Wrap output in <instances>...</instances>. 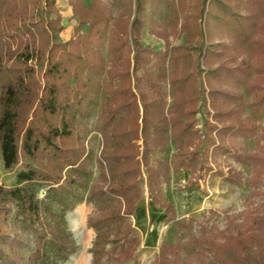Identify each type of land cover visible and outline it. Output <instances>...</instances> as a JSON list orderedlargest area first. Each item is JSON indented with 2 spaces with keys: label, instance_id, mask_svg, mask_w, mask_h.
<instances>
[{
  "label": "trees",
  "instance_id": "obj_1",
  "mask_svg": "<svg viewBox=\"0 0 264 264\" xmlns=\"http://www.w3.org/2000/svg\"><path fill=\"white\" fill-rule=\"evenodd\" d=\"M197 1L201 18L208 4L215 2L216 13L224 15L227 23L237 22L236 10L229 3L233 0ZM234 1L237 8L241 7L238 0ZM51 2L55 4V0ZM138 2L140 18L127 17L114 24L103 0H91L89 6L84 0H73L79 21L76 34L68 41L49 44L37 74L29 68L0 67L2 159L7 169L26 159L16 175V185L0 184V264H59L66 260L76 246L65 214L83 199L82 188L89 189L90 199L97 204V213L90 218V225L99 230L94 264H126L133 259L140 240L133 234L128 217L133 215L139 222L140 215L146 216L147 212L140 204L142 167L148 175L150 221H170L173 218L169 215L175 209L172 203L161 200L162 184L177 167L178 155L186 153L185 147L200 135L197 114L202 104L211 117L206 121L208 127L216 131L217 147H226L234 135L255 137V146L248 153L252 173L247 179L254 190L246 200V209L231 218L224 229L201 222L199 230H190L187 240L163 243L152 264H181L184 250L195 252L204 264H264V202L253 200L259 194L258 187L264 186V126L256 134L254 122V117L264 111V66L256 68L248 60L237 64L234 56L238 53L231 54L228 42H211L205 55L207 73L203 87L194 57L204 37L199 24L188 20L181 28H175L176 32L187 33L188 43L171 48V27L161 30L156 25L159 13H165L171 1L136 0L137 6ZM146 12L154 23L152 31L166 41L165 50L151 52L141 42L142 30L148 25ZM252 19L248 16L249 24L254 23ZM45 23L46 32L49 24L53 30L62 29L58 19ZM129 25L132 49L124 56L122 49L129 42L124 35ZM109 30H113L108 45L114 65L109 70L108 94L101 107L100 175L90 185L92 150L87 145L89 130L84 120L92 116L91 92L95 91L86 75L106 69L102 41ZM251 44L249 33L245 34L241 47ZM117 59L120 66L115 64ZM172 61H176L173 69ZM150 63L153 68L148 66ZM167 84L172 86L173 94ZM206 87L208 99L204 100L202 92ZM243 88L251 96L250 115ZM121 113L123 121L117 120ZM74 141L77 145H69ZM173 144L178 150L174 157L154 164L152 156L164 153ZM228 171L230 183L245 181L236 168ZM45 187L46 195L40 197V190ZM47 199L61 204V212L46 203ZM163 209L164 214H159ZM23 232H30L33 237L27 258L22 252L28 245ZM108 242L113 243L110 249L105 246Z\"/></svg>",
  "mask_w": 264,
  "mask_h": 264
},
{
  "label": "rangeland",
  "instance_id": "obj_2",
  "mask_svg": "<svg viewBox=\"0 0 264 264\" xmlns=\"http://www.w3.org/2000/svg\"><path fill=\"white\" fill-rule=\"evenodd\" d=\"M89 6L91 0H84ZM171 4L164 10L165 13H159L156 22L157 27L164 30V27H171L170 42L172 46L186 45L188 35L184 32H176L175 28H181L184 21L191 24H199L204 37L200 40L194 53L195 62L200 67L198 71L202 78V83L206 81L207 53L208 44L218 42H228L231 54H235L234 62L241 64L242 61H250L254 67L264 66V1L238 0L241 7L237 8L236 2L229 1L237 13V22L227 23L224 15L216 13V3L208 4L202 18L201 5L197 6V0H170ZM111 14L113 23L123 20V18H140V2L136 5V0H103ZM233 2V3H232ZM174 5V6H173ZM44 9V13L42 12ZM48 11L46 14L45 11ZM148 25L142 30L141 42L148 45L152 51L158 52L167 48L166 41L163 37L152 31L151 20L147 16ZM161 14V15H160ZM216 14L219 16L216 17ZM248 16L254 23H248ZM196 17V18H195ZM44 19V21L42 20ZM58 19L62 29L53 30L48 27L46 32L45 20L54 22ZM79 21L75 16L73 9V0H0V67L4 69L29 68L35 70L37 74L46 57V51L49 44L53 42H65L73 38ZM256 25V26H254ZM29 28L33 31L29 30ZM252 44L241 47L244 35L248 34ZM55 35L51 37V35ZM113 35V30H109L102 42V51L105 58L106 69L100 74L94 73L93 76L87 74V82H93L94 105L92 116L85 119L88 126L87 145L92 150L90 168L92 174L89 184L92 185L100 175L99 157L103 148V136L100 132L101 107L108 94V84L110 81L109 70L114 65V58L111 57L109 50V40ZM128 39L122 51L126 56L132 49V36L130 25L128 32L124 35ZM51 39V40H50ZM50 40V41H49ZM203 52V56H200ZM233 52V53H232ZM116 60V59H115ZM117 59L115 64L121 61ZM113 62V63H112ZM26 63V64H25ZM176 61L171 62V69L176 66ZM263 64V65H262ZM152 63L148 64L153 68ZM205 70L201 72V70ZM142 74V70L139 72ZM205 87V82L202 85ZM232 87V86H231ZM207 88V87H206ZM208 89L202 92V98L208 99ZM167 90L173 94L174 90L171 85L167 84ZM245 100L248 103L247 115L251 114L249 105L251 96L247 88H243ZM172 104L173 98L169 99ZM123 113L117 116V120L123 121ZM197 127L200 135L196 137L194 143L187 145L184 149L186 153L178 155L177 167L171 171L167 182L162 184L161 200L170 202L174 206L175 213L169 215L173 219L170 221L163 220L159 222L150 221V191L148 185V175L145 167H142L139 184L143 201L140 203L147 209L146 216L140 215V221L137 222L135 216L130 215L129 221L133 225V234L140 240L139 246L133 259L126 261V264H152L160 247L163 243L175 244L178 240H187L190 230L197 231L200 229L201 222L213 224L219 229H224L231 218L238 216L246 207V200L254 190L249 185L248 178L251 176V164L248 161V153L255 146V137L245 135H234L229 138L226 147H217L216 131L209 128L206 121L211 117L207 116L204 105L200 107L197 114ZM256 125V134L260 133L264 126V111L259 112L254 117ZM264 144V139H262ZM69 145H77L71 142ZM175 144L171 149L164 153H156L152 156L153 163L164 160V158H173L177 153ZM46 161V158H43ZM22 159L13 168L7 169L4 165L0 150V184L5 187H11L17 184V173L24 167ZM234 167L241 171L245 176L242 184L230 183L227 180L228 169ZM46 189L40 190V197L46 195ZM259 194L253 200L256 203L264 202V186L258 187ZM83 199L77 201L73 208L68 209L65 214L66 226L75 240L76 250L69 255L66 260L60 261L59 264H94V245L99 230L90 225V218L97 213V204L90 199L89 189L82 188ZM46 203L52 208L61 212L62 205L53 199H47ZM165 210H159V214H164ZM80 214V215H79ZM190 220L192 221L190 224ZM76 221L80 227L75 226ZM182 223L183 225H178ZM19 228V232L22 233ZM80 231H79V230ZM156 229V233L152 230ZM28 245L23 248L22 252L25 258L28 257L30 246L33 245V237L30 232L22 234ZM107 249L113 247V243L105 244ZM208 257H211L208 254ZM106 257L104 258V260ZM181 264H204L201 257L195 252H182Z\"/></svg>",
  "mask_w": 264,
  "mask_h": 264
},
{
  "label": "bare ground",
  "instance_id": "obj_3",
  "mask_svg": "<svg viewBox=\"0 0 264 264\" xmlns=\"http://www.w3.org/2000/svg\"><path fill=\"white\" fill-rule=\"evenodd\" d=\"M79 215H80V214H79ZM75 226H76L77 228H79V227H80V223L76 221ZM78 230H79V229H78ZM79 231H80V230H79Z\"/></svg>",
  "mask_w": 264,
  "mask_h": 264
}]
</instances>
